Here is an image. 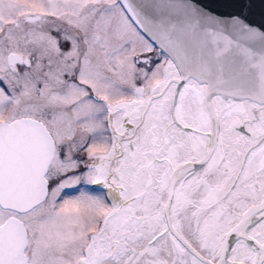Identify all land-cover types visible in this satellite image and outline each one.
<instances>
[{
    "label": "snow or ice",
    "instance_id": "1",
    "mask_svg": "<svg viewBox=\"0 0 264 264\" xmlns=\"http://www.w3.org/2000/svg\"><path fill=\"white\" fill-rule=\"evenodd\" d=\"M0 264H264V0H0Z\"/></svg>",
    "mask_w": 264,
    "mask_h": 264
}]
</instances>
